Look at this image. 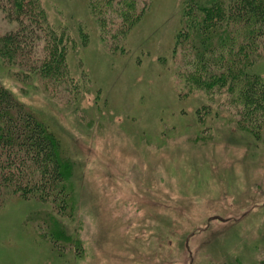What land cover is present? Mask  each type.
Masks as SVG:
<instances>
[{
    "label": "rangeland",
    "instance_id": "374dc122",
    "mask_svg": "<svg viewBox=\"0 0 264 264\" xmlns=\"http://www.w3.org/2000/svg\"><path fill=\"white\" fill-rule=\"evenodd\" d=\"M88 1L41 0L71 39L61 80L0 63L60 139L73 198L62 217L51 202L1 200L0 264H262L264 135L237 126L226 92L188 91L174 55L184 0H135L142 16L124 37L118 12ZM15 26L0 10V33ZM253 70L264 79V52ZM51 215L80 252L54 247Z\"/></svg>",
    "mask_w": 264,
    "mask_h": 264
},
{
    "label": "trees",
    "instance_id": "16d2710c",
    "mask_svg": "<svg viewBox=\"0 0 264 264\" xmlns=\"http://www.w3.org/2000/svg\"><path fill=\"white\" fill-rule=\"evenodd\" d=\"M101 1L89 0V10L99 3L101 13L103 2L116 10L123 19L122 37L142 16L135 0ZM0 10L16 22L14 28L0 33V63L10 69L17 66L27 72L26 78L35 74L61 80L68 73L71 39L48 25L41 0H0ZM98 18L102 21L105 16ZM175 42L178 72L188 91L226 92L237 107V126L256 137L264 135V79L253 70L264 52V0H184L183 24ZM36 48L44 50L42 57ZM60 147L58 136L0 81V202L9 195L37 199L55 204L60 217L70 216L71 171ZM49 219L47 234L54 247L64 252L68 244L80 252L79 238L65 234L58 217ZM42 221L46 223L44 217ZM241 262L235 256L212 264Z\"/></svg>",
    "mask_w": 264,
    "mask_h": 264
}]
</instances>
